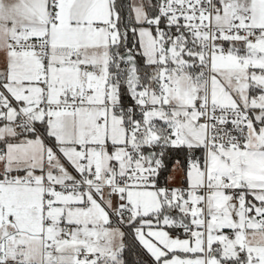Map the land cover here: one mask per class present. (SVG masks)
<instances>
[{"label":"snow or ice","instance_id":"obj_1","mask_svg":"<svg viewBox=\"0 0 264 264\" xmlns=\"http://www.w3.org/2000/svg\"><path fill=\"white\" fill-rule=\"evenodd\" d=\"M0 264H264V0H0Z\"/></svg>","mask_w":264,"mask_h":264}]
</instances>
